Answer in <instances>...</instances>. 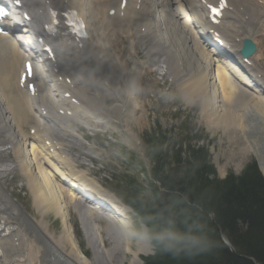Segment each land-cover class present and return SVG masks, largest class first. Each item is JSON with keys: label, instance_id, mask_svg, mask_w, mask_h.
Listing matches in <instances>:
<instances>
[{"label": "bare ground", "instance_id": "6f19581e", "mask_svg": "<svg viewBox=\"0 0 264 264\" xmlns=\"http://www.w3.org/2000/svg\"><path fill=\"white\" fill-rule=\"evenodd\" d=\"M35 1L28 3V7L41 10L38 2L32 3ZM120 2L121 0H53L54 7L64 6L76 10L84 20L89 36L80 49L74 45L65 46L57 39L52 42L61 62L60 68L58 67V71L55 72L59 81L58 88L62 87L61 78H68L73 87L75 99L83 104V109L88 112V119L91 120L94 116L91 114L93 113L91 107L93 103L97 105L94 99H90L91 94L95 93L97 88H105L107 91L111 80H119L117 64L113 61V54L116 52L107 41L106 33L108 32L117 39L121 37L120 33L124 32L129 42L130 55H135L139 49L145 54L148 63H155L157 59L165 60L163 64L168 68L167 74L174 81L184 74L185 64L181 59L190 58L195 66L193 88L203 90L210 99V104L206 105L208 113L206 119L214 117L217 122L227 125L225 130L222 129V134L227 137V159L233 160L236 166H240L250 157L256 144L264 145V83L257 77L259 72L252 65L246 67L235 54L231 57L233 60L229 68H221L214 64L212 55L216 50H207L198 36L203 33V30L199 27H191L194 25L191 20H198L200 16L196 15L190 19V22H186L184 16L187 14L182 12L180 16L173 9L177 3L191 7L194 0H128L123 18L119 17ZM229 2L230 10L233 7L236 9L229 10L228 14L223 13L224 18L219 28L225 32L228 30L226 27L232 24L228 22H239L242 29L234 32V37L227 36L226 33L221 36L222 40L236 47L241 39L247 35L251 37L259 33L262 27L264 28V0H229ZM112 9L116 10V14L109 18L107 13ZM243 9H246L247 14L240 20L239 13ZM156 13H159V18L162 19L168 33V42L167 39H161L157 31L152 18L156 16ZM186 23L191 25L189 30L185 27ZM141 29H144L143 34ZM186 63L189 67V62L186 61ZM236 65L242 67L249 77ZM90 66L94 67L96 79L99 81L95 78L92 80L90 74L95 77V73L90 71ZM22 68L23 58L15 43L8 49L0 47V147H9L11 150L13 160L28 185L34 205L40 211L39 214L49 212L60 220L64 239L54 241L43 231L44 227L41 223L35 226L23 214L6 192L1 181L4 175L0 174V264H91L82 255L73 239L67 208L73 209V212L78 214L82 228L86 230V244L89 249L97 250L95 255L97 257L101 248H104L100 228L92 221L93 214L84 211L83 204L81 205V201L75 196V194H82L80 195L82 197L94 196L95 193L89 189L91 187L86 180L83 181L80 176L67 172L70 167L68 161L61 162L58 156L50 159L45 156L38 144L31 145V141L38 139L40 129L39 124L36 123L38 120L33 127H30L36 131L32 140L28 135L29 132L28 134L24 132V128L30 126L31 115L34 113L31 101L44 102L43 86L41 81H38L36 97L28 98L17 87ZM130 81L132 82L131 78ZM239 85L244 86L245 89L240 88ZM225 91H227L226 94ZM127 96V99L131 100L133 106L137 108L134 98L135 89H129ZM127 102L121 103L122 108ZM114 109H117L116 106ZM129 114L127 118H133V114L130 116ZM99 120L104 121L101 118ZM119 132L124 134L130 147L140 153L139 143L129 130L120 129ZM40 139L41 137L38 140ZM50 160H53L54 164ZM63 183H67L69 191L65 190ZM107 204L117 211V215L125 218V209L110 202ZM121 224L122 227L118 230L120 241L124 244L123 250L117 248L114 240L109 241L113 246L112 254L120 256L115 257L114 263H123L124 256L130 252L132 256L130 264H136L134 260L138 261V256L144 255L147 247L145 242L140 241L136 244V251L131 252L125 225ZM40 233L47 236L46 241L40 238ZM64 246L68 247L66 254L63 253ZM110 262L107 261V264Z\"/></svg>", "mask_w": 264, "mask_h": 264}, {"label": "trees", "instance_id": "16d2710c", "mask_svg": "<svg viewBox=\"0 0 264 264\" xmlns=\"http://www.w3.org/2000/svg\"><path fill=\"white\" fill-rule=\"evenodd\" d=\"M156 141L149 142L151 177L163 192L150 183L152 201L132 198L158 242L145 264H264V179L256 166L220 180L203 150L186 149L181 156L163 149L161 138ZM251 158L264 176L263 149ZM169 234L177 238L158 239Z\"/></svg>", "mask_w": 264, "mask_h": 264}, {"label": "rangeland", "instance_id": "374dc122", "mask_svg": "<svg viewBox=\"0 0 264 264\" xmlns=\"http://www.w3.org/2000/svg\"><path fill=\"white\" fill-rule=\"evenodd\" d=\"M106 36H107V41H109L108 43L112 45V49L116 50L117 52L122 51L124 54L123 59H121L119 57L120 52L117 53V56L119 58V64L123 65L125 62L127 69L129 71L133 70L134 63L133 61L129 60L128 45H127V42H125L124 38L122 37L121 39H119V37L117 36L118 37L117 39L118 41H117V40H114V38L110 35V33H107ZM258 43L260 46V51H259L260 53L257 56V59H260L258 64L264 72V39L261 37L260 39H258ZM142 57H144L143 54L138 52V55L134 58V60L135 61L142 60ZM189 60L191 61L190 58ZM161 66L163 67V65ZM191 66H192L191 63L189 62L188 68L190 69ZM183 67L185 71L186 69L185 65ZM191 69H192V73H191L190 80L183 83L181 87L179 86L177 87L175 85H172L171 83H165L162 86L163 81H159L161 80V77H159L160 75L158 73L157 74L152 73L153 67H150L147 70V72L144 73V75H143V72H141L140 74L142 75L135 78L136 80L134 79V77H131V80H132L131 84L133 88L135 89V85L137 87L136 97L138 99L137 101L135 100V104L137 108L133 106L131 100H128L131 102L133 106V111L130 112L129 116L131 114H134V112L140 109L141 107H142V111L134 116L136 121L132 119H128L127 125L129 126V128H131L136 133L137 137L139 138L143 136L144 132H147V131L149 132V131H152L154 128H156L155 120L159 121V125L162 129L168 130L172 127L171 131L177 132L175 130V127H177L179 122L177 121V119H174L175 117L172 115V111H176L177 109H180L181 110V113L179 115L180 120H185V122H188L189 127H195V129H199V130L204 129L206 131L207 125L213 126V129L215 131L213 130V132H209L207 130L205 135L207 136V133L209 134V138L207 137L208 140L210 141L208 145L209 147L208 149L210 152L211 163L214 165L217 171V175L220 178H222L228 172L239 174L240 171L244 168V166L247 163L252 161V158H251L252 153L259 149L264 150V145L256 144L250 157L245 162H243L240 166H236V163L233 160L227 159L228 157V149H227L228 144L226 143L227 137L225 134L224 135L222 134V131L227 128V125L225 123L217 122L214 117H210L209 119H206L207 116L205 117L204 115H202L204 94L202 92H195L194 88H192L193 67ZM157 72L163 73V70L157 69ZM194 73H195V69H194ZM134 80H135V84L133 83ZM120 84L123 85L122 82ZM224 93L226 94L227 91H225ZM93 94H96V92ZM224 97L227 100L226 95H224ZM160 98L162 100V103L159 102ZM90 99H93V98L91 97ZM186 99L189 102H187ZM219 99H220V95H219ZM209 101L210 99L205 98L206 105L210 104ZM136 102H138L141 107ZM123 145H124L123 139H120V140L118 139L116 140V144H114L113 146H110L109 148H106L107 150L105 152L104 150L99 151V154L97 155V157L100 159L109 158L108 153H106L107 151L111 152L112 157H116L117 151L119 150L118 147L123 148ZM141 149H142L143 159L141 160L139 156H137L136 159H138L141 162L142 167L144 166V168L147 169L150 163L149 158L147 156V150L143 145ZM226 149H227V153H225ZM7 154H9L8 157H7ZM7 154L4 152L1 153L0 159L5 160V161H13V159H11L12 156L10 154V151H8ZM217 159H218V162H217ZM4 166L5 167L3 168L0 167V169H3V170L6 169L8 171L7 173H5L7 174V177L5 178V180L2 181L3 177L1 179V181L4 183L6 190L12 195L13 198H15L24 207V209L36 221L41 222L46 227V232L48 235H51L56 241L60 238L62 241L64 238H63V233H62L63 232L62 227L60 225V220L58 218H55L51 213H47V212H45L43 216L40 217L38 210L35 207L36 205H34L33 197L31 196L29 189L27 187V183L19 175L20 170L18 173V169H19L18 166L15 167L16 165H13V164L12 165L6 164ZM129 171H132V170L130 169ZM139 178L143 180L141 173L139 174ZM67 209H68V214H69V207ZM70 220H71V225L74 226L75 228V230L73 229L74 230L73 234L75 236L74 239L78 243V246L81 252L82 253L84 251L88 252L85 246L83 235L80 234L79 229L77 227L76 218L74 216H70ZM45 227L43 228L44 232H45ZM40 230L41 229L39 228V231ZM104 236H105V233H104ZM109 241L111 242L112 240L107 239L106 241H104L105 248H101V252L103 254H101L100 252L97 255L96 259H94V256L91 253L89 254L88 259H90L91 264H107V261L108 263L111 261L110 264H115L114 263L116 259L115 257L119 258L120 256L119 254H117V256H115V254H112L111 247L113 246ZM66 252H68V247L64 246L63 253L66 254ZM123 262H125V260Z\"/></svg>", "mask_w": 264, "mask_h": 264}, {"label": "snow or ice", "instance_id": "6c2138e0", "mask_svg": "<svg viewBox=\"0 0 264 264\" xmlns=\"http://www.w3.org/2000/svg\"><path fill=\"white\" fill-rule=\"evenodd\" d=\"M221 2H222V0H221ZM210 11L214 15H218L219 14L218 10L215 7L210 8ZM7 16H8V11L5 8L0 7V21H3ZM28 70H29V73H31V67L30 66H29Z\"/></svg>", "mask_w": 264, "mask_h": 264}, {"label": "clouds", "instance_id": "9594fccd", "mask_svg": "<svg viewBox=\"0 0 264 264\" xmlns=\"http://www.w3.org/2000/svg\"><path fill=\"white\" fill-rule=\"evenodd\" d=\"M168 238H171V239H176L177 237L169 234L168 236H165V235H161L158 237V239H160L161 241H164L165 239H168Z\"/></svg>", "mask_w": 264, "mask_h": 264}]
</instances>
